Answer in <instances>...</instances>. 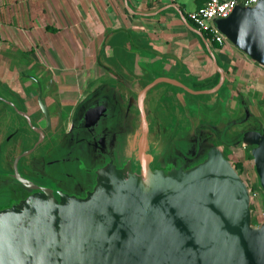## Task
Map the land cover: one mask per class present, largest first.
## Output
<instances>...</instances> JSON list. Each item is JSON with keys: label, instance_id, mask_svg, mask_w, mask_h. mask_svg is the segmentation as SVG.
<instances>
[{"label": "water", "instance_id": "1", "mask_svg": "<svg viewBox=\"0 0 264 264\" xmlns=\"http://www.w3.org/2000/svg\"><path fill=\"white\" fill-rule=\"evenodd\" d=\"M210 24L264 69V0L238 2ZM148 87L137 95L136 136L122 147L110 129L118 110L108 94L88 91L66 120L53 112L60 139L54 154L24 170L17 156L0 185V264H264V110L252 125L243 117L240 128L237 120L230 131L229 122L207 128L211 142L192 131L186 147L167 153L158 141L154 155L143 109ZM45 93L38 88L36 95L44 129L35 126L29 150L51 130ZM217 142L247 149L259 217L248 179Z\"/></svg>", "mask_w": 264, "mask_h": 264}, {"label": "crops", "instance_id": "2", "mask_svg": "<svg viewBox=\"0 0 264 264\" xmlns=\"http://www.w3.org/2000/svg\"><path fill=\"white\" fill-rule=\"evenodd\" d=\"M195 7L175 0H0V185L17 156L24 170L54 154L60 139L53 112L66 120L90 90L109 95L131 132L139 122L137 95L149 84L143 109L154 143L186 147L192 131L211 142L207 128L222 127L221 118L229 131L243 117L252 125L264 110V69L197 30L186 18ZM38 88L46 91L51 130L29 150L35 126H44Z\"/></svg>", "mask_w": 264, "mask_h": 264}, {"label": "built area", "instance_id": "3", "mask_svg": "<svg viewBox=\"0 0 264 264\" xmlns=\"http://www.w3.org/2000/svg\"><path fill=\"white\" fill-rule=\"evenodd\" d=\"M257 1L258 0H204L200 5L188 10L186 12V18L197 30L205 34V36L209 38L210 41L215 42L218 45H223V39L210 24V19L214 17H226L231 12L234 5L238 2H240L243 6H248L255 4ZM229 160L234 169L237 170L239 174L245 176L248 179L251 194V209L252 212H254L253 206L256 207L258 210V215H254L256 218L259 217L260 212L258 199L260 192L259 189L253 184L252 180L249 179V160L244 157V153H239L237 156H234ZM237 163H240L241 165L238 169L235 168Z\"/></svg>", "mask_w": 264, "mask_h": 264}, {"label": "flooded vegetation", "instance_id": "4", "mask_svg": "<svg viewBox=\"0 0 264 264\" xmlns=\"http://www.w3.org/2000/svg\"><path fill=\"white\" fill-rule=\"evenodd\" d=\"M122 118H123L122 117V112L118 111L117 115L116 116L114 115L112 117V119L110 120V124H111L110 129L112 131L116 132L117 139H118L121 147L125 144L128 136L130 134L129 127L127 126L126 122L123 121ZM240 124L238 123L237 126L240 125ZM150 130H151V128H150ZM151 147L153 149V154L156 155L157 154V149H156L155 143L153 141L151 142ZM239 150H241V151H239ZM239 150H238V152L236 151V153L230 151L229 154L233 155V157H234V156H237L239 153H245V151H246V149H244V148H240ZM225 151H226L225 154L227 155L228 154V146L222 145V152L224 153ZM46 161L47 160L45 159V161H43V162H46ZM45 172H46V175L48 177L54 179L55 181L65 180V182H66L67 176L59 175L58 172H56L55 170H53L51 168H46Z\"/></svg>", "mask_w": 264, "mask_h": 264}, {"label": "rangeland", "instance_id": "5", "mask_svg": "<svg viewBox=\"0 0 264 264\" xmlns=\"http://www.w3.org/2000/svg\"><path fill=\"white\" fill-rule=\"evenodd\" d=\"M176 1V3L177 4H179V5H181L183 8H192V7H195V6H197L198 4H200L201 2H202V0H175ZM222 119V118H221ZM219 119L220 120V122H222V123H224V124H226V121L224 120V119ZM137 129H138V123L136 122V126L131 130V133H130V138L132 137V139H133V137H135L136 136V132H137ZM179 135H183V131L179 134ZM181 138H183V137H181ZM176 142L174 143V145H173V142L171 143V144H169L168 145V142L167 141H165V142H161V146H163V147H165V151L167 152V153H169V149H173V148H181L182 147V143L183 142H181V141H177V140H175ZM166 144V145H165ZM170 146V147H169ZM240 148H237V149H235L234 151H232V152H234V153H236V151L238 152V150H239ZM239 151H241V150H239ZM226 153V151L224 152V154ZM226 155V154H225ZM227 156V155H226ZM233 158V155H231V157L229 158V159H232ZM249 161H248V163H249V170H248V175H249V179H251V180H253V173H252V168H251V163H250V159H248ZM247 163V164H248ZM253 214H256V215H258V210H257V208L256 207H254L253 206ZM253 220H255V219H253Z\"/></svg>", "mask_w": 264, "mask_h": 264}, {"label": "trees", "instance_id": "6", "mask_svg": "<svg viewBox=\"0 0 264 264\" xmlns=\"http://www.w3.org/2000/svg\"><path fill=\"white\" fill-rule=\"evenodd\" d=\"M204 36H205V34H204ZM244 157L246 158V159H250V155L248 154V151H247V149H246V151H245V153H244ZM240 163H237L236 165H235V168H240Z\"/></svg>", "mask_w": 264, "mask_h": 264}]
</instances>
